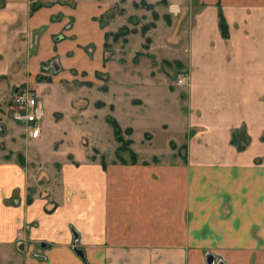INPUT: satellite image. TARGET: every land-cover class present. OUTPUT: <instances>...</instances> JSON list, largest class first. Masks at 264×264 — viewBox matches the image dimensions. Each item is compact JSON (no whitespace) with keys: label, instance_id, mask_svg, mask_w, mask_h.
I'll list each match as a JSON object with an SVG mask.
<instances>
[{"label":"crops","instance_id":"1","mask_svg":"<svg viewBox=\"0 0 264 264\" xmlns=\"http://www.w3.org/2000/svg\"><path fill=\"white\" fill-rule=\"evenodd\" d=\"M24 1H3L8 15L1 32L15 37L34 34L35 51L23 64L29 71L35 73L51 60L55 70L87 71L95 52L97 59L92 61H102L108 30L100 22L105 11L100 3L57 0L30 15ZM155 1L147 0L151 5L162 0ZM163 1L194 10L178 44L170 46L178 51L174 59L185 64L181 75L187 82L178 93L182 135L179 140L170 138L168 145L185 154L179 164L153 165L154 177L141 186L135 167L129 179L115 174L109 180L104 177L105 182L101 178L95 197L89 198L94 191L84 187L89 200L82 208L83 227L103 259L108 252L113 255L107 264H180L182 259L170 255L169 249L188 246L222 248L228 263H246L250 255L258 258L264 250V0ZM219 1L229 29L226 38L218 30ZM15 7L22 8L21 13H13ZM233 135L240 140L233 143ZM128 180L129 187L123 188ZM123 193L128 195L124 204L119 201ZM93 199L100 204L96 215ZM143 205L145 218L140 213ZM104 206L115 207L113 214L100 216ZM120 208L128 213L121 216ZM13 220L0 222L12 229L15 242L20 238L15 235L19 217ZM53 225L44 222L37 236L50 234L47 239L61 244L66 236L54 238ZM135 237L150 240L143 259L134 260L138 255L126 244ZM63 244L50 250L51 264H79ZM261 262L258 258L254 263Z\"/></svg>","mask_w":264,"mask_h":264},{"label":"rangeland","instance_id":"2","mask_svg":"<svg viewBox=\"0 0 264 264\" xmlns=\"http://www.w3.org/2000/svg\"><path fill=\"white\" fill-rule=\"evenodd\" d=\"M3 1L0 0V221L14 218L15 222L19 217L15 235L22 240L14 242L12 229H4L0 222V264H17L19 260L22 264L23 258L24 264H51L50 250L63 243V249L79 264L110 263L111 252L103 259L83 227L82 208L89 200L83 188L89 187L94 191L89 198L95 197L97 187L102 186L101 178L105 182L115 174L129 179L135 167L141 186V182L154 177L153 165L182 162L185 152L169 149L168 145L170 138L179 140L182 135L184 119L178 93L187 82L181 75L185 64L174 59L178 51L172 47L186 31V21L191 19L187 18L194 15V10L171 7L162 1L145 6L141 0H95L105 7L100 22L110 33L105 38L102 61H92L98 55L95 52L87 71L55 70L51 60L34 73L23 65L35 51L34 34L28 31L15 37L1 32L8 15ZM47 1L24 2L31 15L39 6L57 0ZM216 4L218 27L222 15L229 32L220 1ZM11 10L18 14L22 8ZM123 27L126 32L120 31L114 38ZM218 30L222 35L220 27ZM40 34L41 31L36 36ZM17 90H32L42 101L45 115L34 136L32 128L11 117ZM115 121L120 128L117 133L111 127ZM129 185L128 180L123 188ZM90 201L95 202L96 215L100 204L96 199ZM119 201L124 204L128 195H119ZM144 205L140 211L143 217ZM63 209L69 212L63 213ZM114 209L104 206L100 216L108 217ZM120 210L121 216L128 213V209ZM90 221L92 228L94 222ZM44 222L54 224V238L66 236L64 242L47 239L50 234L37 236ZM125 241L138 255L133 259H143L150 240L135 237ZM109 249L106 247V251ZM222 250L189 246L169 249L170 255L182 259L180 264H264V250L258 257L261 263H254L258 259L254 254L249 262L228 263Z\"/></svg>","mask_w":264,"mask_h":264},{"label":"built area","instance_id":"3","mask_svg":"<svg viewBox=\"0 0 264 264\" xmlns=\"http://www.w3.org/2000/svg\"><path fill=\"white\" fill-rule=\"evenodd\" d=\"M45 115L42 101L32 90H17L12 100L13 120L32 128V135L38 133L37 127Z\"/></svg>","mask_w":264,"mask_h":264},{"label":"trees","instance_id":"4","mask_svg":"<svg viewBox=\"0 0 264 264\" xmlns=\"http://www.w3.org/2000/svg\"><path fill=\"white\" fill-rule=\"evenodd\" d=\"M140 2L143 3L145 6H150V4H146L145 0H141ZM162 2H164V1L162 0ZM220 20H221V22L219 21V27H220V29H221V31H222V35H223V36H227V31H226L225 23L222 22V21H223V17H222V15L220 16ZM120 31H121V33H124V32H126V28H125V27L121 28V29L119 30L118 33H115V34H114L113 37L116 38V37L119 35ZM108 35H110V33L106 32V33H105V38H106ZM179 67H180V66H179ZM182 72H184V69H183ZM111 127H112V129H113V133H114V132L117 133V132H119V130H120L119 125H118V123H117L116 121H115V122H112ZM239 137H240V136H239ZM239 137H236L235 135H233V136H232V142L234 143V142H237L238 140H240ZM238 146H239V145H238ZM239 148H240V146H239Z\"/></svg>","mask_w":264,"mask_h":264},{"label":"water","instance_id":"5","mask_svg":"<svg viewBox=\"0 0 264 264\" xmlns=\"http://www.w3.org/2000/svg\"><path fill=\"white\" fill-rule=\"evenodd\" d=\"M76 252L80 255V256H82V252L80 251V250H76ZM210 262V260H208V263Z\"/></svg>","mask_w":264,"mask_h":264},{"label":"flooded vegetation","instance_id":"6","mask_svg":"<svg viewBox=\"0 0 264 264\" xmlns=\"http://www.w3.org/2000/svg\"><path fill=\"white\" fill-rule=\"evenodd\" d=\"M212 263H214V261ZM215 264H223V261H220V263L219 262L217 263L216 261Z\"/></svg>","mask_w":264,"mask_h":264}]
</instances>
